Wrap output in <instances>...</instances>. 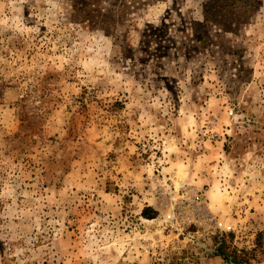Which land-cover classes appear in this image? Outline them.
<instances>
[{
	"label": "rangeland",
	"instance_id": "obj_1",
	"mask_svg": "<svg viewBox=\"0 0 264 264\" xmlns=\"http://www.w3.org/2000/svg\"><path fill=\"white\" fill-rule=\"evenodd\" d=\"M211 1L0 0V264H264V0Z\"/></svg>",
	"mask_w": 264,
	"mask_h": 264
},
{
	"label": "trees",
	"instance_id": "obj_2",
	"mask_svg": "<svg viewBox=\"0 0 264 264\" xmlns=\"http://www.w3.org/2000/svg\"><path fill=\"white\" fill-rule=\"evenodd\" d=\"M73 1L76 3L75 7L78 9L80 13V18L82 16L81 18L82 21L92 18L91 12H89L90 7H92V0H73ZM89 2H91V4ZM214 2H217L216 3L217 6L213 7V12L216 13L210 15L207 14V15L212 19L211 22L218 23L220 18H222L224 14L231 13V10L236 8L238 4H243L244 1L243 0H212L211 1L212 4H214ZM243 21H245V19L243 17L240 18V23H242ZM142 217L146 220H153L158 217V212L150 207H147L143 210ZM176 260L178 261L179 259L177 258Z\"/></svg>",
	"mask_w": 264,
	"mask_h": 264
},
{
	"label": "water",
	"instance_id": "obj_3",
	"mask_svg": "<svg viewBox=\"0 0 264 264\" xmlns=\"http://www.w3.org/2000/svg\"><path fill=\"white\" fill-rule=\"evenodd\" d=\"M225 257L231 264H238L237 262H234L232 259H230L228 256L225 255Z\"/></svg>",
	"mask_w": 264,
	"mask_h": 264
}]
</instances>
